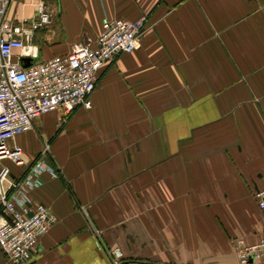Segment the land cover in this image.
<instances>
[{
  "label": "crops",
  "instance_id": "obj_1",
  "mask_svg": "<svg viewBox=\"0 0 264 264\" xmlns=\"http://www.w3.org/2000/svg\"><path fill=\"white\" fill-rule=\"evenodd\" d=\"M39 4L38 63L93 45L107 19L144 18L145 32L101 66L89 110L17 135L28 166L48 144L58 177L30 194L56 222L29 264H112L115 250L117 264H238L232 242L264 238V0H11L5 17Z\"/></svg>",
  "mask_w": 264,
  "mask_h": 264
},
{
  "label": "built area",
  "instance_id": "obj_2",
  "mask_svg": "<svg viewBox=\"0 0 264 264\" xmlns=\"http://www.w3.org/2000/svg\"><path fill=\"white\" fill-rule=\"evenodd\" d=\"M10 2L0 0V248L7 262L29 264L37 241L56 222L47 208L31 202L30 194L42 185L40 176L58 177L46 161L48 144L28 166L15 139L29 133L33 120L43 115L60 111L63 122L76 107L89 110L101 66L141 47L145 20L107 19L93 45L72 44L66 55L38 63V49L30 41L35 31L50 24L51 15L39 4L33 19L11 23L5 17ZM22 59L30 61L26 68ZM6 163L27 169L16 180ZM253 197L264 212V190ZM232 244L236 263L264 260V238L250 245L236 238ZM108 256L117 264L121 255L115 250Z\"/></svg>",
  "mask_w": 264,
  "mask_h": 264
},
{
  "label": "water",
  "instance_id": "obj_3",
  "mask_svg": "<svg viewBox=\"0 0 264 264\" xmlns=\"http://www.w3.org/2000/svg\"><path fill=\"white\" fill-rule=\"evenodd\" d=\"M29 62L30 61L28 59L27 60L22 59V63H23L22 67L26 68L27 65H29Z\"/></svg>",
  "mask_w": 264,
  "mask_h": 264
}]
</instances>
